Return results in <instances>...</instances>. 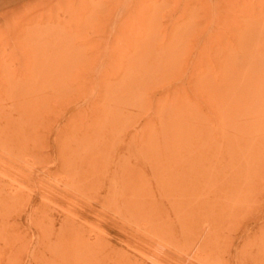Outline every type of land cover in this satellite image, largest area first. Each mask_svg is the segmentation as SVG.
Listing matches in <instances>:
<instances>
[{
  "label": "rangeland",
  "instance_id": "obj_1",
  "mask_svg": "<svg viewBox=\"0 0 264 264\" xmlns=\"http://www.w3.org/2000/svg\"><path fill=\"white\" fill-rule=\"evenodd\" d=\"M239 257L264 264V0H0V264Z\"/></svg>",
  "mask_w": 264,
  "mask_h": 264
},
{
  "label": "bare ground",
  "instance_id": "obj_2",
  "mask_svg": "<svg viewBox=\"0 0 264 264\" xmlns=\"http://www.w3.org/2000/svg\"><path fill=\"white\" fill-rule=\"evenodd\" d=\"M224 223H225V222H224ZM220 232H221V231H220ZM198 242L200 243V241H198ZM203 246L205 247L206 245L203 244ZM213 247H214V246H213ZM215 247H216V246H215ZM217 247H218V246H217ZM220 247H221V246H220ZM198 248H199V246H198ZM205 249L207 250V247H206ZM214 249H216V248H214ZM214 249H213V251L211 252V255H212V256H215V255L217 256V254H218V253H217V252H218V249H217V250H214ZM261 251H262V250H261ZM261 251L259 250V251H258V254H259V252H261ZM204 252H205V251H204ZM209 253H210V252H209ZM212 256H211V257H212ZM208 257H209V256H208ZM219 257H220V255H219ZM228 257H229V256H228ZM212 258H213V257H212ZM214 258H215L216 260H218L216 257H214ZM239 258H240V257H239ZM240 259H241V258H240ZM237 260H238V259H237ZM221 262H223V261H221ZM238 262H239V261H238ZM240 263H241V264H248L247 260H244V259H241V260H240ZM217 264H218V263H217ZM219 264H221V263H219Z\"/></svg>",
  "mask_w": 264,
  "mask_h": 264
}]
</instances>
